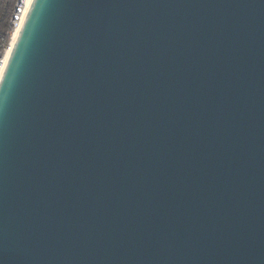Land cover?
<instances>
[{
  "label": "water",
  "instance_id": "1",
  "mask_svg": "<svg viewBox=\"0 0 264 264\" xmlns=\"http://www.w3.org/2000/svg\"><path fill=\"white\" fill-rule=\"evenodd\" d=\"M0 264H264V0H32Z\"/></svg>",
  "mask_w": 264,
  "mask_h": 264
},
{
  "label": "trees",
  "instance_id": "2",
  "mask_svg": "<svg viewBox=\"0 0 264 264\" xmlns=\"http://www.w3.org/2000/svg\"><path fill=\"white\" fill-rule=\"evenodd\" d=\"M15 3L16 0H0V57L13 30L10 26V19Z\"/></svg>",
  "mask_w": 264,
  "mask_h": 264
},
{
  "label": "bare ground",
  "instance_id": "3",
  "mask_svg": "<svg viewBox=\"0 0 264 264\" xmlns=\"http://www.w3.org/2000/svg\"><path fill=\"white\" fill-rule=\"evenodd\" d=\"M31 2H32V0H24V3H25V14H24V17H25V15H26V13H27V11L29 9V6H30ZM24 17L22 18V20L19 23L16 24L15 28L10 33L8 47L6 46V48H5L4 52H3V55L1 57L0 77H1L2 71H3L4 67H5L6 61H7L8 57H9V54H10V52L12 50V47H13L15 41H16L18 33H19L20 29H21L22 23L24 21L23 20Z\"/></svg>",
  "mask_w": 264,
  "mask_h": 264
},
{
  "label": "built area",
  "instance_id": "4",
  "mask_svg": "<svg viewBox=\"0 0 264 264\" xmlns=\"http://www.w3.org/2000/svg\"><path fill=\"white\" fill-rule=\"evenodd\" d=\"M24 14H25L24 0H16L12 15H11V19H10V26L12 29H14L16 24L22 20V18L24 17Z\"/></svg>",
  "mask_w": 264,
  "mask_h": 264
},
{
  "label": "rangeland",
  "instance_id": "5",
  "mask_svg": "<svg viewBox=\"0 0 264 264\" xmlns=\"http://www.w3.org/2000/svg\"><path fill=\"white\" fill-rule=\"evenodd\" d=\"M1 59V58H0Z\"/></svg>",
  "mask_w": 264,
  "mask_h": 264
}]
</instances>
